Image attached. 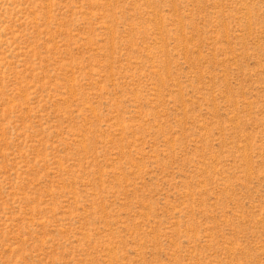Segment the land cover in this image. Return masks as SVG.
<instances>
[{
  "label": "rangeland",
  "instance_id": "rangeland-1",
  "mask_svg": "<svg viewBox=\"0 0 264 264\" xmlns=\"http://www.w3.org/2000/svg\"><path fill=\"white\" fill-rule=\"evenodd\" d=\"M0 264H264V0H0Z\"/></svg>",
  "mask_w": 264,
  "mask_h": 264
}]
</instances>
